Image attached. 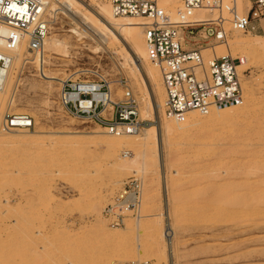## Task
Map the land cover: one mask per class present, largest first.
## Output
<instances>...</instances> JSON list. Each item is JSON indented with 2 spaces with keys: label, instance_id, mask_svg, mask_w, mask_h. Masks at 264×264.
<instances>
[{
  "label": "rangeland",
  "instance_id": "374dc122",
  "mask_svg": "<svg viewBox=\"0 0 264 264\" xmlns=\"http://www.w3.org/2000/svg\"><path fill=\"white\" fill-rule=\"evenodd\" d=\"M78 1L83 7H89V0ZM179 2L176 0L175 9ZM107 3L108 0H95L90 7L98 9L100 4ZM236 5L247 9L250 3L242 0L238 4L236 0ZM82 6L75 9L81 11ZM74 15L73 11L57 10L55 23L48 24L52 26L48 29L49 34L71 41L69 55H53L48 65L25 63L14 91L7 94L10 97L8 103L0 110V128L4 115L15 114L16 110L33 120L32 128L2 129L4 136L0 137V264H124L130 261L144 264H264V193H258L264 192V16L252 21L253 30L240 32L227 22L229 14L225 11L222 14L226 19L227 39L260 37V43L254 49L245 51L246 63L242 72L249 77L252 92L250 99H244L246 89L240 81L246 102L245 115L230 124L222 119L209 121V113L202 114L205 120L173 134L167 148H162L160 160L164 166L161 171L157 155L145 158L147 168L133 171L131 167L118 166L122 155L134 158L131 148L122 147L118 151L119 158L107 154L103 146L92 143V134H88L105 129L73 118L61 108L57 99L58 80L51 82L53 86L49 91L45 89L44 73L47 71L59 79L81 78L84 72L101 73L112 83L117 94L121 93L117 81L123 79L139 109L142 107V93L131 81L128 64L124 61L125 57L131 62L133 59L129 42L122 39L116 44L109 39L103 44L95 35L77 40L70 30L74 26L82 28L84 24ZM44 18L48 22L47 14ZM215 42L196 39V44L191 47L202 49ZM96 45L101 48L93 51ZM72 46L75 48L70 49ZM235 53L233 58L244 52L237 49ZM202 55L207 58L206 54ZM140 75V80L149 86L145 74L140 71ZM43 95L49 96L47 110L27 107L31 100ZM75 130L76 135L67 134ZM22 131L21 138L14 140L12 135ZM132 177L141 183L140 217L128 215L123 223L112 224L103 210L113 203L123 182ZM261 179L262 183L258 181ZM248 191L258 193V199L254 192ZM233 192L239 198L234 199ZM244 193L248 195L247 201L242 197L246 195ZM251 194L255 195L253 199L249 197ZM254 199L261 201L257 204ZM231 203L235 207L241 206L235 208ZM216 205H221L218 207L221 211L224 206V210L232 214L223 210L226 216L221 217ZM257 212L258 216L255 215ZM234 215H239L240 219ZM227 216L228 220L235 217L240 221L236 223L237 219L233 218L227 222ZM242 216L246 217L241 219ZM217 217L224 219V223L217 221ZM252 221L258 225L251 227ZM215 222L220 223L216 225ZM167 224L172 229L166 230ZM116 231L118 234L113 235Z\"/></svg>",
  "mask_w": 264,
  "mask_h": 264
},
{
  "label": "built area",
  "instance_id": "2783aa9c",
  "mask_svg": "<svg viewBox=\"0 0 264 264\" xmlns=\"http://www.w3.org/2000/svg\"><path fill=\"white\" fill-rule=\"evenodd\" d=\"M108 1L115 16L147 20L143 25L144 45L149 61L160 70L164 116L184 120L193 110L205 114L210 108L242 103L240 60L227 55L204 58L201 50L191 45L196 44V39L225 41L223 11L229 14L227 22L234 30H253L252 21L264 16V0H255L245 14L238 13L236 0H180L174 16L158 6L156 0ZM43 10L44 0H0V88L13 63V51L20 45L30 52L42 50L49 28ZM197 10H216L217 16L211 20L195 19ZM118 86L120 94L103 74L84 72L81 78L69 76L59 81L57 99L69 116L92 122L110 134L122 127L128 134L138 133L150 121L139 117L137 101L126 82L120 79ZM32 126L28 115L7 113L3 117L4 131ZM140 191V181L128 178L113 203L103 210L105 217L115 225L123 223L128 215L136 217ZM130 196L133 198L127 201Z\"/></svg>",
  "mask_w": 264,
  "mask_h": 264
},
{
  "label": "bare ground",
  "instance_id": "6f19581e",
  "mask_svg": "<svg viewBox=\"0 0 264 264\" xmlns=\"http://www.w3.org/2000/svg\"><path fill=\"white\" fill-rule=\"evenodd\" d=\"M241 1L242 0H237V3L239 4V3H241ZM94 2H95V0H89V3H88L89 7H83L81 5V3H79L78 0H44L43 14L44 15H46V14L48 15V24H54L55 20H56L55 12L57 10L63 9L64 12L67 11L68 13L70 11H73V13L79 17V21L81 22V24H84V27H82V28L74 26L70 30V32L77 38V40L81 39L82 37H86L87 38L88 36L92 37V35H95V36H97L96 38L97 39L99 38L101 43H103V44L104 43L106 44V42L109 39H111L116 44H119L122 39L126 40L127 42H129L130 47H131L130 51H131V54L133 55V59L131 58L132 59V62H131L130 60H128L125 57L124 61L127 62V64H128V68H129V71H130L129 76L132 79L131 81L135 82L136 87L142 93V100H141L142 101V107L139 109V105H138L139 117L141 119H148L150 122L147 125H145V127H143L138 133H135V134H128L124 127L119 128L118 132L114 133V134H110V133H108V131L103 130V129H99V128H98L99 131L90 132L88 134H92L91 135L92 139L90 137V139L92 140V143L94 141V143L96 145L103 146L105 148V151L107 152V154L111 155L113 158H116L118 156V151H120L122 147H129V148L132 149V151L134 152V158L125 157L124 155H122L120 157L121 161H120L118 166H120V167H131V168H133V171H139V170L142 171L143 169L147 168V166H148V163H147L145 158L157 155V157H158V165H159V169L161 171L162 167L164 166V163L162 164V162L160 160V151L164 147L167 148V146L169 145V140L171 138H173L172 136H174L173 134L177 133L178 131H180L182 129H187L188 126L192 125L194 122L202 121V120H205V119H203L202 114H200V113H198V112H196L194 110L191 111L188 114L187 118H185L184 120L167 118L166 116L163 115L164 90H163V86H162V83H161L160 70H159V68L157 66H155L153 63H151L149 61V59L147 57V54H146L145 45H144L143 25L146 23L147 20L144 19V18H131V17H128V16H115L113 14V12H112V9H111V6H110L109 3L100 4L98 6V9L97 8L93 9L94 7L93 8L90 7V4H94ZM158 2L160 4L161 8H163L165 10H168V11H169V9H172L171 14L174 16V12H175L174 11V9H175L174 7L176 5V0H158ZM79 6L83 7V9L81 8L82 9L81 11H79L78 9L77 10L75 9V8H77ZM85 6H87V5H85ZM95 7H96V4H95ZM176 7H178V4H177ZM237 11H238V13L239 12L243 13V12H246V9L237 6ZM69 15H67V16H69ZM214 15H216V11L215 10H197L195 12L193 18H195V19L200 18V19H203V20H211V19L216 18ZM74 16H72V17H74ZM77 20H78V18H77ZM50 27L52 28V26H50ZM56 29H58V28H56ZM65 38H60L56 34H49V32H48L45 35V37H44L42 50H40L39 52H30L29 50H26L21 45L15 51H13V54H14L13 63L11 65V67H10V70H9V73H8V76H7V79L5 81L4 86L2 88H0V110L4 109L6 104L8 103L10 97H9V95L7 96V94L9 93L11 95V93L14 91L15 86H16V82H18V78L20 77L19 73L21 72V68L26 62L25 60H27L26 63H35L38 66H40L42 64H47L48 65V63H49V61H50V59L52 58L53 55H59V56L62 55L64 57H67V55H69L68 47L71 46L72 43H71V41H69L68 38L67 39H65ZM79 43H81V41ZM257 43H260V37L257 36V35L251 37L249 40H242V39H231L230 40V39L226 38L224 42H215L212 45H210L209 47H203L202 49H200L201 53L206 54L207 58L208 57L210 58L212 56L213 57H221V56H226V55L227 56H231L233 58V57H235V54H236L235 52H236L237 49L241 50V52H244V53H242L241 55L238 56V59L241 62L238 65V70L240 72V81L242 82V86L246 89V95H245L244 99H250L251 95H252L251 88H250V82L248 80L249 77H246V75L243 74V72H242L243 66L246 63V53H245V51H247V50H249L251 48L254 49L255 46H257L256 45ZM92 44H93V42H92ZM0 46H1V42H0ZM72 48H75V47L72 46L70 49H72ZM100 48L101 47L96 45L93 48V51L96 50V49H100ZM28 56H30V58H28ZM51 66H53V65H51ZM120 67H121V65H120ZM123 67H125V66H123ZM140 71L145 74V77L147 78L149 86H147L144 82H142L140 80V78H141ZM44 74H45L44 78L46 79V81H45V83H46L45 89L47 91H49L50 88H51V85H52L51 82H54L55 80H58V82H59V81L62 80V79L57 78L55 75H51L48 71L45 72ZM117 82L120 83V79ZM36 84H37V82H36ZM120 89H121V87H120ZM48 104H49V96L43 95V96H41L39 98H36L33 101L31 100V102L27 105V107H29V109H43V108L46 109L45 107ZM20 105H23V104L20 103ZM246 110H247L246 109V102H244L242 100V103L240 105H238V106L226 107V108H210L207 111V113H205V114L209 113V115H208L209 116L208 117L209 121H215V120L219 121V120L222 119V120H227L228 121L227 123L231 124V123L236 122V120L238 118H242L245 115ZM15 114L24 115V112L16 110ZM60 122H61V120H60ZM23 132L24 131L20 132L19 134H14V135H12V137L14 138V140H16L15 138H18L19 136L21 138V134ZM77 133L78 132L75 130V131H70L67 134L76 135ZM2 136H4V132L2 131V124H1L0 137H2ZM87 137H89V136H87ZM24 140H25V138H24ZM9 142L12 143L11 141H9ZM76 142H75V145H76ZM81 142H83V140ZM85 143H86V141H85ZM95 144H93V145H95ZM123 154H127V153L125 151H123ZM117 158H119V157H117ZM173 172L176 173V170H174ZM224 179H226V178H224ZM263 179L258 180V181L260 182ZM260 183H262V182H260ZM260 185H262V184H260ZM260 185H258V186H260ZM258 186H256V187L258 188ZM231 187L233 189V186H231ZM249 187H247V189ZM252 187H254V186H252ZM260 189H262V188H260ZM248 190H252V189H248ZM243 191H245V189L242 190L241 192H243ZM255 191H253L254 193L251 192V191H248V192L256 194ZM237 192L239 193V191H236V193ZM238 193H237V196H239ZM258 193L259 194H263L264 192L263 191L262 192L258 191ZM258 193L256 194V197H257V195H259ZM242 194H240V196H242ZM244 194H246V195H244L242 197L245 198V200L248 199V198H246V196L248 197L247 193H244ZM235 195L236 194L234 193V195H233L234 199H235V197H237ZM250 196H251L252 199H253V197H255V195L253 196L252 194L249 195V197ZM262 196H261V198L264 197V196L263 197ZM228 197H229V195H228ZM228 197H227V200L229 201ZM132 198H133V196H130L127 199V201L131 200ZM237 198H239V197H237ZM243 198H241V199L244 200ZM261 198H259V199H261ZM230 199H231V197H230ZM257 199H258V197L256 198V200ZM234 201L233 202L231 201V202L235 203ZM238 201H239V199H238ZM254 201H255V199L253 200V202ZM259 201H261V200H258V201H255V202L258 204ZM243 202L244 201H242V203ZM236 203H238V202H236ZM245 203H247V202H245ZM249 203H250V200H249ZM250 204L252 205V201H251ZM233 205H235V204H232V206ZM247 205H248V203H247ZM254 205H256V204H254ZM259 205H260V203H259ZM220 206L218 205L217 208L220 207ZM237 206L240 207L241 205L237 204ZM237 206L236 207L233 206V207L237 208ZM263 206H264V202H263ZM242 207H243V204H242ZM219 209L220 208H218L217 210H219ZM231 209H233V208H231ZM255 209H257V208L255 207ZM166 210H167V213H168L169 212L168 209H166ZM223 210H224V206L222 208V211ZM245 210H244V212H246ZM219 211H221V210H219ZM222 211H221V217H222V215H223L225 210L223 211V213H222ZM227 211H225V213L228 214V212H230V211H228V212ZM164 212L166 214V211H164ZM218 212H217V214H219ZM234 212H235V210H234ZM239 212H243V211L240 210ZM258 212H259V214L261 213L260 211H258ZM258 212L255 213V215H257ZM263 213H264V211H263ZM239 215L238 216L234 215V216H236V217H238L240 219ZM248 215H250V214L248 213ZM219 216H220V214H219ZM246 216H244V217L242 216L241 219L245 218ZM263 216H264V214H263ZM138 217H140V216L138 215ZM233 218L235 219V217H233ZM233 218H231V220H228L229 218L227 216V218H226L227 222L228 221H232ZM252 218H256V217L254 216ZM226 219H225V221H226ZM239 219H237V221ZM248 219H249V217H248ZM218 220L222 221L224 219H221L219 217L217 219V221ZM245 220H247V219H245ZM260 220H261V218H260ZM262 220L264 221V219H262ZM214 221H216V219ZM239 221L238 222L235 221V222L239 223ZM263 221H261V222H263ZM217 223L219 224L220 222H217ZM217 223H216V225H217ZM243 223H245V221ZM252 224H253V221H252V223L250 222V226ZM256 224L258 225V223H256ZM256 224H253V225H256ZM259 225H263V223L262 224L259 223ZM232 226H234V224ZM250 226H248V228H250ZM138 227H139V220L137 218L136 228H138ZM165 227H166V230L172 229V227L170 225H168V224ZM117 234L118 233L116 231V232H114L113 235H117ZM240 243H242V242H240ZM242 245H243V243H242ZM218 246L220 248V245H218ZM219 250H221V249H219ZM221 253H222V251H221ZM258 253H260V251ZM117 261L120 262L121 260L117 259Z\"/></svg>",
  "mask_w": 264,
  "mask_h": 264
},
{
  "label": "crops",
  "instance_id": "0c3cea01",
  "mask_svg": "<svg viewBox=\"0 0 264 264\" xmlns=\"http://www.w3.org/2000/svg\"><path fill=\"white\" fill-rule=\"evenodd\" d=\"M249 1V3H250V6H249V8L251 7V5L253 4V2L255 1V0H248ZM249 8H247L246 9V12L245 13H247L248 12V10H249ZM254 27V26H253Z\"/></svg>",
  "mask_w": 264,
  "mask_h": 264
}]
</instances>
